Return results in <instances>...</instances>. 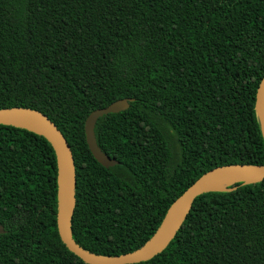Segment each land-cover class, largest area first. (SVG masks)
Listing matches in <instances>:
<instances>
[{
	"label": "trees",
	"instance_id": "16d2710c",
	"mask_svg": "<svg viewBox=\"0 0 264 264\" xmlns=\"http://www.w3.org/2000/svg\"><path fill=\"white\" fill-rule=\"evenodd\" d=\"M264 0H0V108L38 109L76 166L75 241L141 248L201 175L262 165L255 94ZM119 161L102 165L86 141ZM58 162L43 135L0 124V264H86L57 226ZM139 264H264V179L196 197L176 237Z\"/></svg>",
	"mask_w": 264,
	"mask_h": 264
},
{
	"label": "water",
	"instance_id": "95a60500",
	"mask_svg": "<svg viewBox=\"0 0 264 264\" xmlns=\"http://www.w3.org/2000/svg\"><path fill=\"white\" fill-rule=\"evenodd\" d=\"M133 99L116 100L106 107L92 111L85 122L86 141L94 157L105 167L114 166L118 160L111 158L98 145L95 125L99 117L107 113L119 112L129 107ZM255 112L264 138V75L260 79L255 94ZM27 120L37 128L18 123ZM0 124L23 127L45 136L53 145L58 162L57 226L58 233L67 249L86 264H139L148 262L161 254L176 237L187 217L195 198L208 192L231 191L236 183L253 184L264 179L262 165L233 164L215 167L201 175L190 185L170 207L154 235L134 252L119 256H106L90 252L81 247L73 237L72 219L76 206V166L72 148L56 123L44 112L23 106L0 108ZM230 181L227 188H214L220 181ZM6 230L0 224V233Z\"/></svg>",
	"mask_w": 264,
	"mask_h": 264
},
{
	"label": "bare ground",
	"instance_id": "6f19581e",
	"mask_svg": "<svg viewBox=\"0 0 264 264\" xmlns=\"http://www.w3.org/2000/svg\"><path fill=\"white\" fill-rule=\"evenodd\" d=\"M18 123L29 126L31 128H37V126L34 123L27 121V120H20V121H18ZM229 183H230V181L223 180V181H220L216 186H214V188L219 189V190H223V189L228 187Z\"/></svg>",
	"mask_w": 264,
	"mask_h": 264
}]
</instances>
